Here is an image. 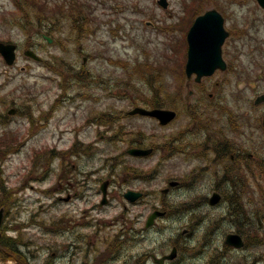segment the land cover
I'll use <instances>...</instances> for the list:
<instances>
[{
	"label": "rangeland",
	"instance_id": "374dc122",
	"mask_svg": "<svg viewBox=\"0 0 264 264\" xmlns=\"http://www.w3.org/2000/svg\"><path fill=\"white\" fill-rule=\"evenodd\" d=\"M168 2L164 8L158 0H0V41L18 46L13 65L0 54V230L16 239L30 263L129 264L135 257L126 242L119 253L113 245L116 228L125 218L141 225L152 210L165 207L166 215L145 241L157 257L177 244V259L169 264H250L258 258L256 263L264 264V237L254 242L247 233V247L232 251L225 236L245 221L232 214L227 200L208 202L216 187L236 186L234 174L227 177L218 162L212 169L193 154L189 142L171 136L202 122L187 108L198 101L203 116L236 115L244 130L259 126L250 148L264 160V104H253L264 92V9L257 0ZM194 3L198 7L188 18L187 6ZM211 7L224 15L232 32L223 45L229 68L198 86L194 76L183 79L182 91L175 85L180 75L173 81L172 70L186 60L185 40L196 13ZM47 28L53 42L41 35ZM28 48L42 59L26 56ZM137 63L139 77H132L128 70ZM81 68L84 78L78 77ZM157 86L162 89L153 91ZM157 93L160 103L176 105L180 113L170 126L126 115ZM178 93L182 99L170 101ZM92 112L99 123L88 121ZM187 133L191 130L185 132L190 140ZM255 134L261 137L256 140ZM253 141L262 148L253 149ZM135 144L152 152L133 156L128 148ZM180 149L185 150L176 152ZM105 179L111 200L101 204ZM172 180L181 184L171 186ZM128 189L145 190L147 196L133 204L124 196ZM68 194L70 200L61 198ZM72 225L75 232H67Z\"/></svg>",
	"mask_w": 264,
	"mask_h": 264
},
{
	"label": "flooded vegetation",
	"instance_id": "af4514ba",
	"mask_svg": "<svg viewBox=\"0 0 264 264\" xmlns=\"http://www.w3.org/2000/svg\"><path fill=\"white\" fill-rule=\"evenodd\" d=\"M229 115L230 114H227L225 119L223 117L213 118L211 115H208L207 125L202 127H201L202 123L197 122L195 125H197L198 127L188 129L191 130V134L188 133L186 134L188 137H192L190 140H188V138L185 137V132L188 131L187 129H181L178 132L172 133L171 136H173V139H175V141H177L179 137H182L185 141L189 142L188 144L192 145V147L194 148L193 154H195L197 158L199 159L201 158L202 161L209 163L212 166V169L216 168L214 162H218L220 169H223V173H227L228 175L227 177H229V175L232 177L231 173L234 174L233 178L236 179L235 183L237 186L241 182L240 177L246 171L247 167H249V173L252 176L261 171V164L263 158L261 159L259 157L260 154L258 155L250 148L251 147L250 138H252L253 134L259 131L260 128L259 126L257 127L254 126L249 130H244V127L242 125H240L239 127V124L236 121H234L236 115H234L232 118ZM234 122L236 123V125L234 124ZM171 124L172 123L162 127H168ZM218 124L220 126H217ZM236 131L240 132L239 135H233V132ZM246 131L248 132L247 138H246ZM258 137L260 138L261 136L258 134L254 135V139L256 140L258 139ZM252 143H254L253 149L262 148L261 143H257L254 141ZM182 150L185 149H180L176 152H180ZM247 161H249V164ZM198 168L199 167H197L196 169ZM201 169L204 168L201 167ZM228 181H226V183H228ZM236 186L230 185L231 188H235ZM225 187L226 185L222 186L223 189ZM215 189L218 190L213 189V191H219L222 194V198L225 197V193L221 191L219 187H216ZM137 191H141L142 194L139 198L130 201L133 204H137L139 203V201L142 202V199L145 196H147L145 190L144 191L137 190ZM68 196L70 197L69 198L70 200L72 195L68 194ZM108 198L110 202L111 200L110 193H108ZM149 215L150 213L146 218V222ZM141 221L143 222V224L141 223L140 225L136 221L131 223V220L125 218L124 220H122V224L118 225V227L115 230L114 237L112 235V237L114 238L113 245L118 247L117 252L119 253L122 251L121 244L126 242V246H125L126 251H130L129 254L131 255L132 258L135 257V260H133L131 263L128 262L129 264H150V260H149L150 258H154L156 262L158 259L163 258L164 259L163 264H169L175 262L177 258H175L174 260H168L165 258L168 253L166 254L163 253L160 257H157L155 255L156 253L151 251L150 243L145 241V238L149 236L151 228L156 226L155 225L156 221L152 226H148L145 220L143 219H141ZM74 229L75 227L74 225H72L66 228V231L69 233H73L75 232ZM6 237H7L6 231L3 230L2 228V230H0V252H1L0 256L6 257L9 254V257L17 258L18 247H17V255H15L14 253L8 251L3 245V242H5ZM77 239H79L78 236L76 240L73 241L70 245H72L73 243L75 244ZM175 248L177 249V251L179 250L178 245H176ZM48 264H55V263L54 261H51V263Z\"/></svg>",
	"mask_w": 264,
	"mask_h": 264
},
{
	"label": "water",
	"instance_id": "95a60500",
	"mask_svg": "<svg viewBox=\"0 0 264 264\" xmlns=\"http://www.w3.org/2000/svg\"><path fill=\"white\" fill-rule=\"evenodd\" d=\"M161 4L167 6L166 0H159ZM264 7V0H259ZM228 36V31L224 27V19L222 15L215 9L208 10L206 13L198 16L188 32V61L186 64V72L188 75L197 73V79L203 75H209L218 67L225 68L226 63L222 59V44ZM49 41L51 39L49 38ZM16 45L0 43V50L9 64H12L16 58ZM26 54L34 58H38L32 50H27ZM264 101V94L260 95L256 102ZM143 113L156 115L162 123H167L174 116L175 112L165 109H155L147 111L145 109H136ZM14 112V110H11ZM134 153H148L149 150H132ZM219 197L217 194L211 198V203H216ZM3 210H0V223L3 219ZM227 243L241 246L243 245L242 238L238 234H229ZM174 253L170 255L173 257ZM0 264H27L19 259L6 260L0 258Z\"/></svg>",
	"mask_w": 264,
	"mask_h": 264
},
{
	"label": "trees",
	"instance_id": "16d2710c",
	"mask_svg": "<svg viewBox=\"0 0 264 264\" xmlns=\"http://www.w3.org/2000/svg\"><path fill=\"white\" fill-rule=\"evenodd\" d=\"M197 9V7H195V8H193L192 10L193 11H195ZM189 12H191V8L189 7ZM48 34H51V33H49L48 32ZM133 67H135V66H133ZM133 67H131L130 68V70L133 68ZM136 68H137V66H136ZM139 69H141V68H139ZM85 76V73H84V71L83 70H80L79 71V75H78V77H80V78H83ZM180 83H182V82H180ZM184 84V83H183ZM182 87H183V85H182ZM154 89H157L156 90V92H158V90H161L162 88H155L154 87ZM154 100H155V102H154V104H161V103H159V101H161V96H159V95H155V97L153 98ZM178 99V97L177 96H173L172 98H170V101H173V100H177ZM105 115V114H104ZM106 116V118L107 119H109V115H105ZM10 145H11V147L13 146V143L11 144L10 143ZM232 211H233V214H238L239 216H241L242 214H243V212H242V210H241V208H240V206H239V204H238V200H236V204H235V206H233V209H232ZM6 243L8 244V246H13L14 244H15V241L12 239V238H8L7 240H6ZM11 248V247H10ZM12 249V248H11ZM10 250V249H9ZM20 251L18 250V255H20V253H19Z\"/></svg>",
	"mask_w": 264,
	"mask_h": 264
},
{
	"label": "bare ground",
	"instance_id": "6f19581e",
	"mask_svg": "<svg viewBox=\"0 0 264 264\" xmlns=\"http://www.w3.org/2000/svg\"><path fill=\"white\" fill-rule=\"evenodd\" d=\"M130 73L132 74L133 77H138L137 71L135 69H131ZM219 256H224V254L219 253Z\"/></svg>",
	"mask_w": 264,
	"mask_h": 264
}]
</instances>
